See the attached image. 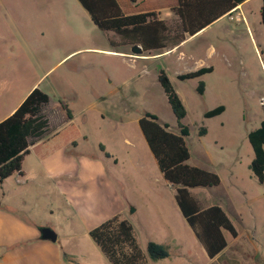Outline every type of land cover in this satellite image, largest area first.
Here are the masks:
<instances>
[{
	"label": "rangeland",
	"instance_id": "374dc122",
	"mask_svg": "<svg viewBox=\"0 0 264 264\" xmlns=\"http://www.w3.org/2000/svg\"><path fill=\"white\" fill-rule=\"evenodd\" d=\"M262 3L245 4L240 21L214 22L183 47L185 57L152 58L155 51H145L136 60L125 54L131 46L109 44V37L118 36L100 30L78 0H0V118L35 85L50 97V133L65 124L62 100L77 137V147L59 153L65 157L54 164L58 180H42L47 170L36 164L41 157L29 152L22 163L29 182L18 186L17 173L0 181V221L9 210L51 228L67 252L64 264H109L88 231L117 214L132 225L143 250L150 240L167 246L168 257L146 264H208L138 125L150 112L177 131L157 79L162 69L186 109L187 163L220 177L217 186L189 190L201 208L220 204L240 233L234 241L226 233L228 245L233 243L222 258L264 257V181L250 169L253 152L246 137L264 119ZM200 61L213 70L177 78ZM199 81L203 94L196 91ZM217 105L225 107L218 119L203 116ZM201 127L205 136L198 133Z\"/></svg>",
	"mask_w": 264,
	"mask_h": 264
},
{
	"label": "trees",
	"instance_id": "16d2710c",
	"mask_svg": "<svg viewBox=\"0 0 264 264\" xmlns=\"http://www.w3.org/2000/svg\"><path fill=\"white\" fill-rule=\"evenodd\" d=\"M78 1L100 30L112 31L118 36V40L108 38L112 47L139 44L144 51L150 53L152 50L180 44L186 37L194 35L221 16L230 13L245 0H176V4L171 8L175 15L171 23L160 19L155 11L124 14L117 0ZM260 15L264 26V0ZM212 70V66H201L180 73L177 78L179 80L198 78ZM157 79L176 119L177 131L170 129L167 123L160 122L158 117L150 112H145L139 118L138 125L163 178L175 188L174 198L181 214L207 256L212 258L227 245L224 230L232 237H236L238 233L233 221L221 206L213 204L201 208L191 194L190 188L219 185L220 177L214 171L187 163L190 151L185 139L189 135V129L182 123L186 109L162 69ZM196 91L203 94V81H199ZM49 101V95L35 87L10 115L0 121V181L13 173L22 174V161L29 152L43 158L59 147L77 146L73 114L62 100H58V106L64 113L65 124L54 133H50L46 112ZM223 110V105H217L204 111L203 116L210 118ZM205 132L204 127L198 131L200 135ZM246 137L253 152L250 169L262 183L264 119L260 121L258 127L248 131ZM88 235L109 264H146L148 261H157L169 256L167 246L152 240L146 243L143 250L132 225L117 214L91 228Z\"/></svg>",
	"mask_w": 264,
	"mask_h": 264
},
{
	"label": "crops",
	"instance_id": "0c3cea01",
	"mask_svg": "<svg viewBox=\"0 0 264 264\" xmlns=\"http://www.w3.org/2000/svg\"><path fill=\"white\" fill-rule=\"evenodd\" d=\"M249 1L250 0L243 1L241 4L237 5V7H235L230 13L221 16L217 20L222 19L224 17H229V15L232 14L234 11L235 12L241 11L243 9V6L245 4H247ZM117 2L121 8V11L124 14H134V13H139V12L155 11L158 14V17L160 19H163L166 21H168L171 18L175 19V15L173 14L171 8L176 4V0H117ZM244 15H245V13H244ZM217 20H215L214 22H216ZM214 22L207 25L206 27H204L203 29H201L200 31L195 33L194 35L186 37L185 40H183L180 44H178L174 47H167V48H163V49L152 50L155 52L149 54L148 56L152 57V58H159V57L168 56V55L173 54V53H177L179 57H185L186 53L183 50V47L188 42L192 41L197 36L202 34ZM244 22H247L246 15L244 18ZM109 32H110V34L113 33L112 31H109ZM213 50L216 51V48H214L213 46H210V51H213ZM125 54L127 56L131 57L132 59L138 60L141 58V56H136L131 51L126 52ZM201 66H204V65H202V62L200 61V62H198V66L195 67L193 70H195ZM34 86L35 85L30 87L21 97H19L17 99V101L11 106V108L8 110V112L3 117L0 118V121L2 119H4L5 117H7L8 115H10L15 110V108L25 98V96L29 93V91L33 89ZM49 104H50V101H49ZM224 110H225V107H224ZM224 110H223V112H224ZM223 112H221L220 114L215 115L213 117H210V118H217L218 119V117L220 115H222ZM47 116H48L49 124H50V117L48 114H47ZM206 133H207V130L201 136H205ZM76 147H74V148H76ZM66 148H68V149H66ZM69 148H71V147L68 145L62 146V147H59V148L49 152L45 157L39 158L38 163H36V164L43 166V168H45V170H47V175L45 178H42V180H53L54 181V178H56L58 180L59 176L56 174L57 168L54 167V164L56 161L60 160L59 158L63 159V157H65L63 155L60 156L59 153H61V152L66 153L67 150L69 151ZM74 148H72V149H74ZM25 156H24V158H25ZM34 156H35V154H34ZM190 157H191V153H190ZM24 158H23V160H24ZM22 163H23V161H22ZM189 164L201 167V166L195 165L194 163H191V162ZM201 168H204V167H201ZM204 169H207V168H204ZM207 170H211V169H207ZM67 171L68 172L70 171L69 167H67ZM211 171H214V170H211ZM17 175L19 177V180H16V183L18 184V186L26 185L29 182V179H26V171L25 170L22 169V174L17 173ZM39 182H41V181H39ZM33 183L38 184L37 179H35V177H33ZM211 205H213V204H211ZM217 205L221 206L220 204H217ZM224 211H225V209H224ZM227 215L229 216L228 213H227ZM231 220H232V218H231ZM40 229H41L40 227H36L35 225H33L31 223L25 222L24 220H22V218L18 217L13 211L6 210L4 212V215L2 216V220L0 221V264H64V261H65L64 254H66L67 252L57 242L59 235H57V238L55 241L42 239ZM249 229H251V227H249ZM236 230H237V228H236ZM226 233L229 234V232L224 230L223 234H224L225 239L227 241L228 236ZM237 233H238V230H237ZM239 234L240 233H238L236 237H232L230 234H229V236L234 241L235 239H237ZM232 243L233 242L231 240V244ZM230 245H228V243H227V245L216 256H214L212 258H209L207 256L208 261H209L208 264H264V257L256 258L253 256H249V257L230 256V257H225V258L223 257L222 258L221 255L227 251V249L230 247Z\"/></svg>",
	"mask_w": 264,
	"mask_h": 264
},
{
	"label": "water",
	"instance_id": "95a60500",
	"mask_svg": "<svg viewBox=\"0 0 264 264\" xmlns=\"http://www.w3.org/2000/svg\"><path fill=\"white\" fill-rule=\"evenodd\" d=\"M131 52L134 55L143 56L145 51L138 44H133L131 46ZM40 233H41V238L42 239L55 241L56 238H57L56 233L49 227H42L40 229Z\"/></svg>",
	"mask_w": 264,
	"mask_h": 264
},
{
	"label": "built area",
	"instance_id": "2783aa9c",
	"mask_svg": "<svg viewBox=\"0 0 264 264\" xmlns=\"http://www.w3.org/2000/svg\"><path fill=\"white\" fill-rule=\"evenodd\" d=\"M234 12L229 15V18L240 21L242 19V12L241 11H238V12L236 11L235 13Z\"/></svg>",
	"mask_w": 264,
	"mask_h": 264
}]
</instances>
